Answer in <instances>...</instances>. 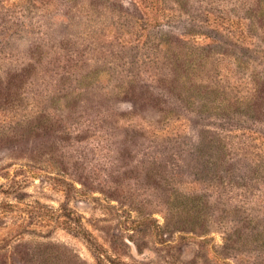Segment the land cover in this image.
<instances>
[{"label":"rangeland","instance_id":"1","mask_svg":"<svg viewBox=\"0 0 264 264\" xmlns=\"http://www.w3.org/2000/svg\"><path fill=\"white\" fill-rule=\"evenodd\" d=\"M252 76L264 0H0V264H264Z\"/></svg>","mask_w":264,"mask_h":264},{"label":"trees","instance_id":"2","mask_svg":"<svg viewBox=\"0 0 264 264\" xmlns=\"http://www.w3.org/2000/svg\"><path fill=\"white\" fill-rule=\"evenodd\" d=\"M252 82L254 83V85L257 83L259 84V80H256L255 77H251ZM262 82L260 81V89H257V86L255 85L256 89H254V92L251 93V95L247 98L246 101V105L245 108L248 111H251L253 114H255L256 116L254 117L255 119H257L260 115L264 116V96L261 94V90H264V88L261 89L262 86ZM258 163L259 162H255L253 166H255V169L253 168L254 171V175L257 173L258 171ZM9 173L6 174H0V176L5 175V177L8 176ZM215 174H218L217 172ZM219 175V174H218ZM14 182L13 179L10 180V182ZM10 191H5V193H9ZM171 195V194H170Z\"/></svg>","mask_w":264,"mask_h":264}]
</instances>
